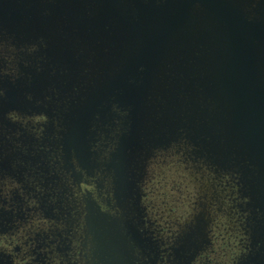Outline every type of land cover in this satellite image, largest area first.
<instances>
[{
  "label": "water",
  "instance_id": "obj_1",
  "mask_svg": "<svg viewBox=\"0 0 264 264\" xmlns=\"http://www.w3.org/2000/svg\"><path fill=\"white\" fill-rule=\"evenodd\" d=\"M47 21L88 26V59L73 62L77 77L89 80V71L93 79L98 66L111 71L88 92L78 120L107 133L116 119L117 190L144 171L142 157L186 146L190 160L238 181L251 241L239 264H264V0H0V51L27 54L32 42L20 33ZM88 135L73 141L82 161L91 155ZM89 212L91 225L108 221L91 204ZM204 215L196 218L199 237ZM102 229L101 237H113Z\"/></svg>",
  "mask_w": 264,
  "mask_h": 264
},
{
  "label": "flooded vegetation",
  "instance_id": "obj_2",
  "mask_svg": "<svg viewBox=\"0 0 264 264\" xmlns=\"http://www.w3.org/2000/svg\"><path fill=\"white\" fill-rule=\"evenodd\" d=\"M43 26L47 28L42 30ZM86 29L83 23H34L30 34L20 33L22 42H32L28 53L21 49L15 56L11 47V54L0 57V264H216L215 233L221 228L214 221L213 196L196 189L187 201L188 210H182L176 221L158 224L161 220H152L153 210H159L157 214L163 211L150 199L155 179L150 169L165 163L168 151H157L149 158L143 177L141 173L131 176L120 192L116 167L111 169L117 145L116 119L107 133L97 123L90 128L78 120L88 96L73 95L72 68L73 62L85 64L88 59ZM60 46H74L65 50L68 60L64 66L56 62ZM83 131L90 134L87 161L78 158L73 147ZM175 148L183 150L182 145ZM185 151L182 163L188 155ZM227 175L231 204L234 179ZM235 187L239 190L236 181ZM236 200V236L228 245L223 242L230 247L228 264H239L251 244L245 211L249 200ZM89 204L105 215L108 221L103 226L90 224ZM201 213L206 214L202 216L206 222L201 224L199 237L196 218ZM103 227L113 237H101ZM191 227L193 249L184 252V238ZM93 228L102 231L96 233ZM184 254L192 255L191 262H185L190 256L185 259Z\"/></svg>",
  "mask_w": 264,
  "mask_h": 264
},
{
  "label": "rangeland",
  "instance_id": "obj_3",
  "mask_svg": "<svg viewBox=\"0 0 264 264\" xmlns=\"http://www.w3.org/2000/svg\"><path fill=\"white\" fill-rule=\"evenodd\" d=\"M46 26L41 27V29L43 30L47 28ZM31 28L32 26L29 27V29ZM107 41L109 40H103V45H105ZM107 45L105 46L106 49H108ZM60 47L62 48V50H58L56 62L60 63L61 66H64L65 61L68 60V58L65 57V50L69 49L70 51L71 49L65 46ZM72 49H74V47H72ZM77 49L80 50L81 47H78ZM0 53L4 56L8 55L7 51H0ZM110 58L116 59V54L112 55ZM106 67L108 68V65ZM72 69L73 71H77L74 67ZM64 70L67 72L66 69ZM110 74L111 71H108V69L105 70V72H102L101 66L95 68L93 79L90 72H86V76L89 80L85 79L86 77H84L83 74L81 75L80 79H75V77L78 76V72H73L72 81L71 76L68 77V80L71 81V84L74 87L73 95L80 92V95L84 96L85 94H87L88 96V92L91 93L95 91L102 84V82L107 81ZM91 80L93 81L91 82V84H89L88 81ZM178 150L180 152H178ZM165 151H168L166 153V162H161V164L163 163L162 165L153 164L150 169V174L155 177L152 184L153 189H151L152 197L150 199L154 204H156V208L158 207V209L163 211V214H157L159 210H153L156 215L152 217V220H161L160 222H158V224L161 225H165L164 222L176 221L177 217L181 215L182 210H188L187 204L189 202L187 201L189 198L192 200L193 192L196 191V189L198 191L201 188L203 192L206 193L205 195H207L208 190H210V195L215 199L217 209L214 221L215 224L217 223V226L221 228V231L215 233L218 237L216 240V245L214 247V250L216 252L215 263L228 264L229 261L226 260V258L229 257L228 254L230 253V247L227 248V246H224L223 242L228 245L229 241L232 243V238L234 237V235L236 236V227L239 220V218H237L238 213L235 211V209L238 208V206H236L238 204L236 199H243L242 195L239 193V190H237L235 187V181L236 183H238V181L235 180L233 176L234 180H232V183L234 187L232 198L234 199L233 202L229 204V199H231V197L229 196V187L226 182V180L229 179L227 173L217 172L214 168L208 166L204 162L192 164V161L187 158L189 157L188 155H186L185 161H183L184 163H182L181 160H183L184 157L181 158L182 152L178 148L168 149ZM149 158L151 157H142L141 162L139 163L140 167H146ZM159 160H161V158ZM138 171L141 173L142 178L144 171H142L141 169ZM203 197L207 199L209 198V196ZM244 199L247 198L244 197ZM231 208L232 211L229 212L228 209ZM239 208H244V206H239ZM191 229L192 227L190 228V230ZM226 229L232 230V234L229 233V231H227ZM189 234L190 231L185 235L184 238V252L191 251L193 249V240L192 238H188ZM176 253L178 252L176 251ZM188 257L189 259H187ZM177 258L178 257H176V260ZM184 258L187 259L185 262H191L192 255L184 254Z\"/></svg>",
  "mask_w": 264,
  "mask_h": 264
},
{
  "label": "trees",
  "instance_id": "obj_4",
  "mask_svg": "<svg viewBox=\"0 0 264 264\" xmlns=\"http://www.w3.org/2000/svg\"><path fill=\"white\" fill-rule=\"evenodd\" d=\"M182 149H183V150H182V153H183V154H186L185 149L187 150V147H186V146H182Z\"/></svg>",
  "mask_w": 264,
  "mask_h": 264
}]
</instances>
